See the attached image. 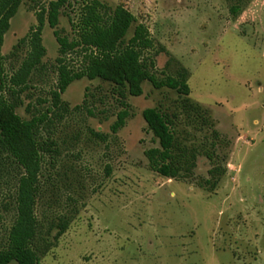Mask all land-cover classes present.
Segmentation results:
<instances>
[{"label":"rangeland","instance_id":"374dc122","mask_svg":"<svg viewBox=\"0 0 264 264\" xmlns=\"http://www.w3.org/2000/svg\"><path fill=\"white\" fill-rule=\"evenodd\" d=\"M50 1L21 0L3 37L7 88H24L15 109L22 120L51 106L57 84L59 46L46 22L41 65L28 70L29 39L15 48ZM100 1L135 17L126 41L143 26L152 41L143 57L156 78L187 72L195 108H185L176 90L143 82L141 96L126 95L129 116L113 134L110 126L123 109L114 85L72 82L60 96L68 110L40 135L55 142L56 152L34 166L41 189L29 210L50 244L38 264H264V0ZM68 15L75 19L67 9L56 29L72 39ZM81 61L67 57L74 69ZM148 108L168 115L176 142L195 153L191 174L173 180L150 168L144 152L159 144L142 117ZM18 144L30 160L21 135ZM2 163L0 250L17 219L18 178L25 173ZM213 168L222 173L211 189ZM62 217L69 227L55 242L56 230L46 232Z\"/></svg>","mask_w":264,"mask_h":264},{"label":"trees","instance_id":"16d2710c","mask_svg":"<svg viewBox=\"0 0 264 264\" xmlns=\"http://www.w3.org/2000/svg\"><path fill=\"white\" fill-rule=\"evenodd\" d=\"M20 3L21 0H0V165L3 164L2 161L8 160L25 171L18 178L15 199L17 219L9 230L6 246L0 250V264L10 262L38 264L39 255L50 245L42 237L43 228L33 217L29 207L33 203V197L38 195L41 189L40 183L34 180L35 167L43 160L45 154L56 152L53 140H41V131L52 124L53 119L60 115L59 112L68 110V105L60 96L72 82L87 78L100 79L114 85V91L120 97L123 109L118 112L116 121L110 126L113 134L124 127L125 120L129 116L128 105L124 102L126 95L141 96L143 82H149L155 89L166 87L176 90L184 96L182 104L185 108H195L188 98L189 86L185 70L181 69L176 77L162 79L156 78L148 70V66L153 67V63L147 64L143 53L152 48V41L142 25H136L132 37L128 41L125 40L128 30L135 22L133 15L125 12L120 6L111 10L100 0H54L37 12V25L32 26L28 35L15 46L17 48L27 39L33 46V62L28 65V70L41 65V59L45 55V48L41 44V33L45 22L53 29V35L59 46L56 59L57 84L50 92L51 106L45 111L33 114L29 120H22L15 114V109L20 105L16 94L22 93L24 88L18 92L13 88H7L1 54L3 37L8 31L9 20L15 15ZM67 9L75 13V19L67 16L74 33L72 39L60 36L56 29L59 16ZM70 54L82 57L78 69L70 67L67 63ZM3 88L7 89L8 98L1 93ZM142 117L148 131L159 144L158 148L144 152L150 168L158 175L173 180L191 174L195 167L196 155L176 142L171 132L173 125L171 118L154 108L145 109ZM91 133L99 140L103 141L106 138L100 132L91 131ZM19 135L30 149V160L26 159L23 149L18 144ZM208 157L211 158L209 155ZM209 173L214 179L216 174L222 172L213 168ZM216 183L217 178L213 180L210 188L213 189ZM69 222V219L62 217L57 223L50 224L46 233L49 234L55 229L53 238L56 242L68 229Z\"/></svg>","mask_w":264,"mask_h":264}]
</instances>
